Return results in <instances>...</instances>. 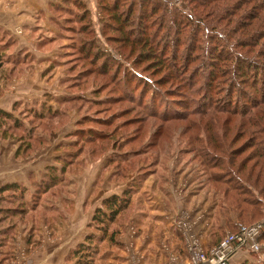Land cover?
Returning <instances> with one entry per match:
<instances>
[{"label":"rangeland","instance_id":"1","mask_svg":"<svg viewBox=\"0 0 264 264\" xmlns=\"http://www.w3.org/2000/svg\"><path fill=\"white\" fill-rule=\"evenodd\" d=\"M136 1L137 7L143 2L162 6L161 11L151 13L147 23L153 29L156 42H175L179 38L180 45L175 44L171 50L179 51L180 56L189 52L191 44L200 47L211 42L215 46L229 42L232 53L240 55L248 65L253 60L258 61L264 71V57L261 55L264 39L260 46L251 47L249 43L252 39L246 35L254 27L248 29L245 24H254L256 27L258 21L264 20V12L253 19L259 9L253 2L255 0H130L126 1L124 10L130 9L128 6ZM49 6V14L38 13L40 18H44V26L41 27L44 30L40 35L43 39L28 51L17 49V41L12 38L15 44L6 52L2 69L4 73V70L11 68L9 74L5 72L8 80L13 76L20 78L26 73L30 76L22 85L31 87V92L24 97L23 93L19 94V99H15L12 107L17 106L13 113L16 118L23 120L27 140L32 138L34 141H30V146L29 141L25 143L26 149L31 148L29 153L23 150L22 155H16V158L28 159L25 165L40 169L50 162L40 172L39 183L51 168H55V176L58 178L55 187L50 185L49 188L52 189L46 193L37 191L38 187L33 185L36 182L35 175H30L31 187L26 188L25 200L28 212L21 222L33 226L31 228L34 230L41 226L50 229V226L65 220L66 212L70 213L68 206L77 193L72 183L86 181L87 184L92 181L94 184L88 185L92 190L95 186L106 185V176L110 181L123 185L130 182L129 188L133 184L136 190L140 188L136 191L138 194L131 208L122 214L123 221L129 219L134 207L139 211L141 207L145 209V201L148 202L153 197L150 192L143 190L144 187L149 185L148 189L150 185L160 182L185 184L193 190L201 186L205 196L210 197L209 209L215 208L217 224L214 232L219 239L226 232L233 231L236 222L250 225L264 221V168L256 159H252L253 151H246L238 159L224 156L220 150L221 153L217 156L209 153L213 137L201 128L204 123L196 121L207 118L202 115L195 117L186 112V108L199 110L210 105L212 98L217 107L228 105V100L225 98L222 101L224 97L220 96L221 100L217 103L218 95L215 92L211 95L205 88L204 81L185 89L172 83L160 88L158 79L161 74L155 75L147 64H136L139 62L136 60L137 56H131L126 44L116 39L119 35L105 26L98 0H53ZM85 10L88 16L82 23L81 16ZM137 10L140 11V8ZM189 14L194 17L193 24L188 20L191 17H185ZM93 41V52L99 49L103 59L97 60L82 53L83 48H92ZM206 52L207 49L200 50V56L196 57L186 71L185 80L196 76L195 80L202 81L208 77L210 69L206 67L209 62L204 61ZM105 67L108 69L107 73L104 71ZM15 88L13 85L7 87L12 93H7L8 97L0 101L4 106L7 105L6 101L12 102L11 97L17 94L21 85ZM242 88L243 93H235L233 100L240 109L250 108L245 103L243 94L254 96L255 93L248 86ZM236 105L233 104L232 109ZM33 109H37L38 114H46L43 120L31 116L29 112ZM175 114H182L186 119L177 120ZM215 118L217 125L214 137H219V145H228L233 134L227 141H223V134L224 125L230 118L226 115H216ZM189 120L195 121V129L186 133ZM245 120L241 117L234 119L238 125ZM235 130L241 129L236 127ZM16 134L22 133L16 131ZM3 140L5 139L0 136V143ZM7 141L4 147L11 149L13 144L17 145V154L22 146L21 141ZM245 141L246 139H242L237 147L242 146ZM250 155L252 158H247ZM236 160H243L246 164V169L237 174L242 182L233 185L229 181L225 183L223 180L227 178V171L237 169L236 166L233 168ZM251 169L254 172L252 174ZM260 170L262 171L259 173ZM235 185L239 187L236 192L232 188L228 190L230 195L241 196L251 203L242 220L238 219V213L231 206L234 198L228 201L223 196L224 190ZM242 188L245 192L241 191ZM10 200L11 197L7 199L5 206L11 205ZM58 202L63 203L64 209L56 206ZM71 205L73 206L72 202ZM92 220L87 224V229L98 239L100 231L94 226L90 227ZM12 223L6 220L2 226ZM120 226L117 227L116 224V228L112 229L116 235L121 232ZM32 233L29 231L27 235L29 242L34 240L35 235ZM108 234L111 235L110 231ZM115 234L111 237L112 240L107 235L109 240H104L106 245L115 243ZM12 237L10 242L14 243L17 239L14 235ZM262 242L264 243V238ZM104 244L102 242L98 245L94 264L98 263L99 256L104 251ZM12 255L14 258V253ZM249 255L239 258L240 253H235L230 264L235 259L239 264H264V249L260 254Z\"/></svg>","mask_w":264,"mask_h":264},{"label":"trees","instance_id":"2","mask_svg":"<svg viewBox=\"0 0 264 264\" xmlns=\"http://www.w3.org/2000/svg\"><path fill=\"white\" fill-rule=\"evenodd\" d=\"M126 1L128 2L130 0H98L101 15H103L102 21L105 19V26L108 27L111 32L119 35V38L116 39L122 41L124 45L126 44L131 51V56H137L136 60L139 62L136 64H147L149 70L154 72V74L156 73L155 75L161 74L158 79L160 80L158 83L160 88L172 83L173 85H178V87L185 89L189 86L194 87L204 81L207 91L211 92V95L213 92L218 95L217 103L221 100V97H224L222 101H225V98L228 100V102H226L228 105L226 104V106L224 105L223 107H217L215 105L216 101L213 102L214 98H212L210 105H205L201 109L199 108V110L186 108L188 109L186 112L194 114L195 117L202 115L203 118H207L206 120L200 118V120L196 121L204 123L201 128L205 129V132L210 133L211 137H213V141L210 143L212 148L209 149V153L217 156V154L222 152L224 156L228 155L232 159H238L237 157H240L246 153V151L252 150V153H254L253 158L252 155L247 158L256 159L257 163L259 165L261 164V167L264 168V71L262 65L254 60L248 65L247 62L240 58V55L230 51L229 42L219 46L213 45V42L209 43L207 46L201 45L200 47L196 44H191L189 46V52L184 56H180L179 51L171 50V47L174 48L175 44L176 46L180 45V39L177 38L175 42H171L170 40L163 43L156 42V36H153L152 32L153 29L150 24L147 23L152 16L151 13L161 11L162 6L158 3L143 2L137 7L136 1V3L128 6L130 9L124 10L127 5ZM253 2L256 8H259L257 10V16L255 15L253 17V19H257L258 16L264 12V0H255ZM137 8H140V11H138ZM187 15L185 17H191V19L188 20H191L190 24H193L194 17L190 14L189 16ZM87 16L88 12L86 11L84 15L81 16L82 23L87 19ZM263 24L264 20L258 21L256 27L254 24L251 26L245 24V27L247 26L248 29L254 27L251 33L246 34L252 39L249 43L251 47L260 46V43H262L261 41L264 39ZM135 26L136 29L134 28ZM243 28L239 29L243 30ZM134 30H137V32ZM14 44L15 40L9 37L7 33L0 30V70L3 69L6 52L10 47H13ZM94 46L95 44L93 41L92 48H83L82 53L91 55L97 60L103 59V55L97 47L98 50L93 52ZM203 49H207L204 55V61L209 62L206 67L210 69L208 77L202 81L195 80L197 79L196 76L191 77L189 80H185L184 75L186 71L190 69L197 59L196 57L200 56V50ZM169 50L171 53H169ZM261 51V55L264 57V50ZM107 70V67H105L104 71L106 73ZM162 77L166 78L163 79ZM128 82H130V80H128ZM173 82L177 83L174 84ZM243 86L250 87L255 94L254 96H249V94L244 93L243 99L250 108L246 107L240 109L233 99H235V93H243ZM170 97H174L175 99L174 95ZM233 104L236 105L235 109H232ZM16 110V105L13 111L0 109V136L3 139H16L17 141H21L22 146L18 149L16 154L17 157H19L22 155L23 150H25L26 153L31 151V148L26 149L27 145L25 143L29 141L28 145L30 146V141L34 140L32 138L27 140L26 127L23 120L16 118L13 113ZM29 113L31 116L33 115V117L40 118L39 120H43L46 115L45 113L38 114L37 109L30 110ZM175 115L177 120L186 119L182 114ZM216 115H226L230 118V121L228 120L224 125L225 130L223 134V141L230 140V135L233 134L228 145H219V137H214V133H216L214 128L217 125V123H215ZM237 117L245 118L246 120L240 122V125H238L234 121ZM194 123L195 121L189 120L186 133L194 131ZM236 127L241 130L236 131ZM16 131H20L22 134H16ZM242 139H246L245 143L237 147V144ZM235 166L237 168L236 170H222L223 172H228L226 175L227 178L223 180L225 183L229 181L230 184L233 185L242 182L237 174H239V172L242 173L246 169V164H244L243 160L241 162L236 160L233 168H235ZM261 171L262 170H260L259 173ZM250 173H254L252 169ZM57 181L58 178L55 176V168H51L48 173L43 176L41 183L36 180L33 185L35 188L36 186L38 187L36 188L38 189L37 191H46L47 193L52 189H50L49 186L51 185V187L54 188L58 183ZM44 184H46V186H44ZM229 187L230 188L223 191V196L225 199L227 198L228 201L230 198H234L232 201L234 203L231 204V206L234 207L235 211L238 213V219L242 220L245 217L244 215L248 209L247 207L251 206V203L246 202L241 196L239 198L236 195H230L228 190L232 188L233 191H237L236 188L239 187L238 185ZM26 188L27 187L23 184L16 182L8 183L0 187V264L10 261L13 257L10 241L13 239L12 236L14 235L17 223L24 220L28 212L25 202L27 197ZM242 189L241 191L243 192L244 188ZM136 191L133 184L131 188L125 189L121 195H112L103 201V207L96 209L92 223L90 224V227L94 226L100 231V237L97 239L94 234L87 236L86 241L79 244L76 249L70 253L69 259H76V264H94L98 253V245L106 239L107 234L111 231L110 226L115 222L117 216L129 210ZM9 197H11L9 202L11 205L5 206V202ZM253 205L255 206V204ZM6 220L13 223L9 224V226H2V223ZM110 233L111 238L115 232L112 230ZM262 238H264V235ZM112 239L113 238H111V240ZM221 239L222 237L220 240ZM220 240L216 244H218Z\"/></svg>","mask_w":264,"mask_h":264},{"label":"crops","instance_id":"3","mask_svg":"<svg viewBox=\"0 0 264 264\" xmlns=\"http://www.w3.org/2000/svg\"><path fill=\"white\" fill-rule=\"evenodd\" d=\"M52 1L0 0V30L17 41V49H28L29 51V48L37 46V42L43 39L40 35L44 30L41 28L44 26V18L43 16L40 18L38 13L49 14V8H51L49 5ZM10 70L11 68L6 69L4 73L2 69L0 70V89L1 93L3 92L0 101L8 97L7 93H12L9 90L11 87L7 89L10 85L16 88L21 85V89L11 97L12 102L6 101L5 106L0 102V109L5 111H11L13 102L20 97L19 94L23 93L24 97L25 94L31 92V87L22 85L30 76L26 73L20 78L13 76L11 80H8L5 72L9 74ZM8 82H15V84ZM7 143V139L0 143V187L14 182L31 187L30 175H35L38 181L40 172H43L50 162L41 169L25 165L28 159L16 158L18 146L12 142L13 147L7 149L4 147ZM105 183L107 187L98 185L92 187V190L88 187L94 184L92 181L87 184L86 181L79 182V184L72 183L77 193L71 201L73 206L71 202L68 206V209H71L70 213L66 212L65 220L50 226V229L41 226L34 230L31 228L33 226L18 222L14 231V237L17 240L13 241L14 243L10 242L15 256L4 264H16V260L22 253L25 254L26 259L19 264H76V259H69V255L90 235L87 224L91 222L96 209L103 207L105 199L112 195H121L131 185L130 182L123 185L110 181L108 176H106ZM147 187L143 190L150 192L153 197L148 202L145 201L146 208L141 207L139 211L134 207V212L127 221H123L122 214L117 216L110 230L112 231L117 224V227L121 225L119 227L121 232L115 234V243L106 245V241H103L104 251L100 254L96 264H188L184 236L178 229V220L182 219L190 223L192 233L203 247L209 248L220 240L214 232L215 224H217L214 217L215 208L209 209L211 205L208 198L210 197L205 196V191L201 186L193 190L185 184L160 182L146 189ZM137 194L135 193L133 201ZM56 206L60 209L65 207L62 202H58ZM29 231L35 235L34 240L31 239L30 242L27 238ZM107 235L110 236V234ZM108 236L107 240H109ZM237 253H240L239 258L247 257V254L250 256L245 251ZM232 264H239V262L235 259Z\"/></svg>","mask_w":264,"mask_h":264},{"label":"built area","instance_id":"4","mask_svg":"<svg viewBox=\"0 0 264 264\" xmlns=\"http://www.w3.org/2000/svg\"><path fill=\"white\" fill-rule=\"evenodd\" d=\"M178 229L184 236L188 264H230L231 257L239 251L260 254L264 249V221L250 225L236 222L233 231L226 232L218 244L209 248L203 247L185 219L178 220ZM25 259V254H20L16 264Z\"/></svg>","mask_w":264,"mask_h":264}]
</instances>
